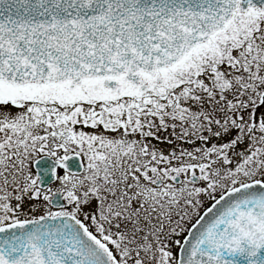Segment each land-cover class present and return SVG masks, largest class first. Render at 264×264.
I'll use <instances>...</instances> for the list:
<instances>
[{"label":"snow or ice","instance_id":"obj_1","mask_svg":"<svg viewBox=\"0 0 264 264\" xmlns=\"http://www.w3.org/2000/svg\"><path fill=\"white\" fill-rule=\"evenodd\" d=\"M0 264H264V0H0Z\"/></svg>","mask_w":264,"mask_h":264}]
</instances>
